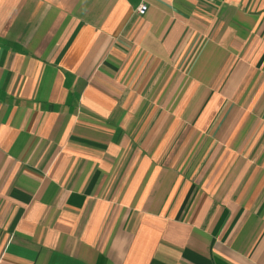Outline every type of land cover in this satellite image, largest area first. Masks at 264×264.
Instances as JSON below:
<instances>
[{
	"label": "crops",
	"instance_id": "obj_1",
	"mask_svg": "<svg viewBox=\"0 0 264 264\" xmlns=\"http://www.w3.org/2000/svg\"><path fill=\"white\" fill-rule=\"evenodd\" d=\"M0 264H264V0H0Z\"/></svg>",
	"mask_w": 264,
	"mask_h": 264
},
{
	"label": "built area",
	"instance_id": "obj_2",
	"mask_svg": "<svg viewBox=\"0 0 264 264\" xmlns=\"http://www.w3.org/2000/svg\"><path fill=\"white\" fill-rule=\"evenodd\" d=\"M147 9V6L144 4V3H142V4H140L139 6H138V11H140V12H143V11H145Z\"/></svg>",
	"mask_w": 264,
	"mask_h": 264
}]
</instances>
